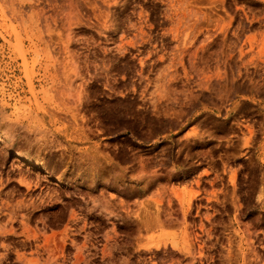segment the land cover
<instances>
[{
  "label": "rangeland",
  "instance_id": "obj_1",
  "mask_svg": "<svg viewBox=\"0 0 264 264\" xmlns=\"http://www.w3.org/2000/svg\"><path fill=\"white\" fill-rule=\"evenodd\" d=\"M0 264H264V0H0Z\"/></svg>",
  "mask_w": 264,
  "mask_h": 264
},
{
  "label": "bare ground",
  "instance_id": "obj_2",
  "mask_svg": "<svg viewBox=\"0 0 264 264\" xmlns=\"http://www.w3.org/2000/svg\"><path fill=\"white\" fill-rule=\"evenodd\" d=\"M81 166V165H80ZM96 180V179H95Z\"/></svg>",
  "mask_w": 264,
  "mask_h": 264
}]
</instances>
